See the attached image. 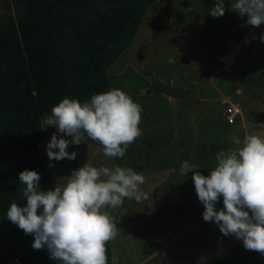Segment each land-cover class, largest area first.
Instances as JSON below:
<instances>
[{"label": "rangeland", "instance_id": "1", "mask_svg": "<svg viewBox=\"0 0 264 264\" xmlns=\"http://www.w3.org/2000/svg\"><path fill=\"white\" fill-rule=\"evenodd\" d=\"M80 1L85 6H78L71 26L81 16L94 17L91 10L115 9L113 0ZM16 2L2 0L1 21L15 20ZM215 2L159 0L157 13L143 16L131 45L108 68L105 90L118 88L142 108V134L122 158L104 156L102 146L87 138L69 146L74 160L50 162L45 155L54 182L85 163L129 167L145 177L140 188L147 199L106 209L118 228L109 241L110 264H264V255L203 220L192 172L179 174L181 162L189 161L208 175L216 153L235 147L233 137H264V24L245 25L247 17L239 18L230 0L225 14L213 17ZM229 104L241 112L233 124L224 117ZM246 122L254 125L246 130ZM44 127L46 148L56 130ZM222 208L221 197L216 209ZM39 264L60 262L46 253Z\"/></svg>", "mask_w": 264, "mask_h": 264}, {"label": "clouds", "instance_id": "2", "mask_svg": "<svg viewBox=\"0 0 264 264\" xmlns=\"http://www.w3.org/2000/svg\"><path fill=\"white\" fill-rule=\"evenodd\" d=\"M230 7L239 18L247 17L245 25L264 24V0H230ZM224 14L225 0H216L210 15ZM260 40L264 42V34ZM141 112V106L118 88L95 93L85 102L63 98L42 121L44 129L56 130L46 145L48 160L76 159L69 146L86 138L101 145L104 156L122 158L142 134ZM232 141L234 148L216 153L208 175L189 161L181 162L179 174L192 172L205 222H214L224 236L242 241L246 250L264 255V137L245 132ZM18 179L26 203H11L7 219L33 237L34 250L46 249L60 264H107L106 243L116 237L118 228L106 209L121 207L126 199L137 203L147 199L140 188L145 177L119 165L85 163L58 178L50 190L40 188L41 176L35 170H22ZM221 197L223 208L217 210Z\"/></svg>", "mask_w": 264, "mask_h": 264}, {"label": "trees", "instance_id": "3", "mask_svg": "<svg viewBox=\"0 0 264 264\" xmlns=\"http://www.w3.org/2000/svg\"><path fill=\"white\" fill-rule=\"evenodd\" d=\"M113 2L115 9L91 10L94 17L73 26L85 6L80 0H17L15 20H0V264H39L48 253L34 250L33 237L6 216L11 203H26L22 170L37 171L42 190L55 184L43 164L44 117L65 97L85 102L106 91L108 68L131 45L143 16L157 13L159 0ZM106 255L110 264L109 242Z\"/></svg>", "mask_w": 264, "mask_h": 264}, {"label": "built area", "instance_id": "4", "mask_svg": "<svg viewBox=\"0 0 264 264\" xmlns=\"http://www.w3.org/2000/svg\"><path fill=\"white\" fill-rule=\"evenodd\" d=\"M240 113V109L237 106L229 104L224 110V117L229 124H233Z\"/></svg>", "mask_w": 264, "mask_h": 264}, {"label": "water", "instance_id": "5", "mask_svg": "<svg viewBox=\"0 0 264 264\" xmlns=\"http://www.w3.org/2000/svg\"><path fill=\"white\" fill-rule=\"evenodd\" d=\"M254 124L252 122H246L245 123V129L249 130Z\"/></svg>", "mask_w": 264, "mask_h": 264}]
</instances>
